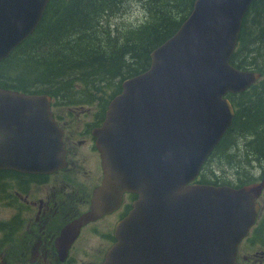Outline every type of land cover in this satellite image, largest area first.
Listing matches in <instances>:
<instances>
[{"label": "water", "instance_id": "1", "mask_svg": "<svg viewBox=\"0 0 264 264\" xmlns=\"http://www.w3.org/2000/svg\"><path fill=\"white\" fill-rule=\"evenodd\" d=\"M51 0H0V64L38 29ZM254 0H196L180 29L123 81L94 132L103 183L90 211L65 227L61 256L81 228L137 196L115 228L102 264H238L254 228L264 183H199L203 166L233 125L229 95L262 74L231 64ZM52 97L0 88V170L50 174L66 166Z\"/></svg>", "mask_w": 264, "mask_h": 264}, {"label": "trees", "instance_id": "2", "mask_svg": "<svg viewBox=\"0 0 264 264\" xmlns=\"http://www.w3.org/2000/svg\"><path fill=\"white\" fill-rule=\"evenodd\" d=\"M195 1L131 0L119 8L123 0H51L36 32L0 64V88L24 93H47L58 102V91L53 89V83L64 77L62 85L68 95L71 89L69 84L75 79L76 73L64 65L57 66L53 61L45 59L54 51L53 60L76 59L80 62L77 70L84 69L80 73L83 79L72 83V96L67 100L71 103H94V95L89 94V99L78 97L83 93L78 86L91 82L95 94L101 82L115 80L118 72L123 70L124 77L102 91L104 96L100 103L105 108L121 92L124 80L149 68L151 52L177 33L190 15ZM133 4H138L145 14V20L139 26L141 32L138 37L120 46L112 38L115 35L120 42V27L115 20L132 9ZM114 9L117 10L111 14L112 19L107 25L105 36L96 42L103 44V49L98 52L96 43L92 44L96 33V17L99 13ZM72 38V42L66 43L68 49L63 51L62 43ZM118 48L122 49L124 55L122 61H119V57L115 58L116 55H102L117 52ZM46 49L45 54L40 52ZM84 57L92 59L91 65L83 63ZM35 61H41V65L37 66ZM231 64L240 70L257 71L262 74V78L246 92L229 95L236 111L233 125L205 163L199 180L201 184L239 188L256 181L249 170L255 168L253 162L264 160V0H254L252 3L244 19ZM240 140H244L245 151H242ZM215 160H218V168L225 175H221L216 168L206 171L207 165ZM226 166L235 170L229 182Z\"/></svg>", "mask_w": 264, "mask_h": 264}, {"label": "flooded vegetation", "instance_id": "3", "mask_svg": "<svg viewBox=\"0 0 264 264\" xmlns=\"http://www.w3.org/2000/svg\"><path fill=\"white\" fill-rule=\"evenodd\" d=\"M99 102L96 104L101 109H93L89 114L93 120L88 122L79 118L78 112H54L68 149L65 168L49 175L0 170V214L11 216L0 224L3 258H13L15 264H53L54 260L57 264H102L116 244L115 228L129 216L137 200L130 193L123 195L119 208L84 225L66 256H61L58 243L64 228L90 211L94 190L104 180L94 132L102 126L108 106L104 108ZM258 164L259 173L253 183H264L262 160ZM258 204L260 211L254 227L260 232L264 229V190ZM109 219L112 221L108 222ZM83 238L86 246L82 249ZM250 238L251 234L242 244ZM91 242L97 244L90 245ZM240 248L238 264H249V258L241 256ZM255 256L261 258L259 264H264V252Z\"/></svg>", "mask_w": 264, "mask_h": 264}, {"label": "rangeland", "instance_id": "4", "mask_svg": "<svg viewBox=\"0 0 264 264\" xmlns=\"http://www.w3.org/2000/svg\"><path fill=\"white\" fill-rule=\"evenodd\" d=\"M131 0H123V2L120 4V7H123L127 2H129ZM117 9L114 10H110L107 11L105 13H99L96 17V22H95V35L92 41V44L95 45L96 42L100 41V39H102L105 36V30L107 29V25L108 23L111 21V14L112 12L116 11ZM104 19L103 23L102 20ZM145 20V14L144 12L139 8L138 4H133V8L132 9H128L126 11L125 15H122L121 17H119L118 19L115 20V23L118 25V27H120V29L118 30V34L120 35V42L119 39L117 38V36L112 35V38L114 40L115 43H117L118 45L122 46L121 44L126 43L127 41H133L135 40L136 37H138L139 32V26H141V24L144 22ZM73 38L70 40H67L66 42L62 43V49L63 51L68 49V46L66 43L68 42H72ZM96 48H98V52L99 50L103 49V44H99L96 43ZM121 48H118L117 52L111 51L109 54H102V55H106L108 57L111 56H115V58H118L119 61L123 60V53H121ZM47 49L44 51H40L43 52L44 54L46 53ZM97 52V54H99ZM52 53H54V51H51V53L45 57V59L47 60H51L53 61V63H55L57 66L59 65H64L69 71H74L76 74L73 76L75 79L69 84L70 92L67 95L65 93V88L63 87L62 83L64 84V77L62 79L56 80L58 82H54L53 83V89L58 91V98L61 101H67L71 98L72 96V83L83 79L82 77V71H84V69H79L77 70L78 64H80L79 60L76 59H63V60H53L52 59ZM79 56V55H78ZM29 59V57H28ZM36 59V58H34ZM91 60L89 57H84L82 59L83 63L86 65H91ZM35 64L37 66L41 65V61H35ZM119 74L115 76V80L113 81H108V82H101L100 83V87L95 91V94H93V90H92V84L91 82H85L86 85H82V87L78 86L79 89L83 91V93L79 94L78 97L80 98H88L89 99V94L94 95L93 97H95V101L94 103H90V102H80L79 104H72V105H66V106H59L57 99L53 98V104H55V108L53 109V111L57 114H62L65 112H78V117L81 118L83 121H92L93 118L90 117V112H93V109H97L100 110L101 107L100 105L96 104L97 100H103V96H104V92L103 89L104 88H110L112 87L116 81H118L119 78H123L124 74H123V70L121 69L119 72ZM85 79L87 77H84ZM88 78H92V77H88ZM60 83V84H59ZM60 86V87H59ZM62 86V87H61ZM57 87V88H56ZM59 88V89H58ZM81 91V92H82ZM92 100V98L90 99ZM98 102V101H97ZM100 103V102H99ZM101 104V103H100ZM65 120H62V122H64ZM244 140H240V144H242V151H245L244 149ZM218 160H215L214 162H212L211 164H208L206 167V171H210L212 168H216L219 170V172L221 173V175H225V173H223L220 170V167L218 168ZM263 165H264V160H262ZM254 165V169L249 170L255 178H257L258 173H259V164L258 162H253ZM226 174H228V176H226L228 178L227 182L232 181L233 177H234V173L235 170L233 168H229V166H226ZM11 218L10 215L6 214V213H1L0 214V224L5 223L6 221H8ZM112 220L109 219L108 222H111ZM102 223V222H100ZM100 223H98L97 225H99ZM257 228H255L256 230ZM254 230V229H253ZM251 232V238L246 240L241 248H240V254L242 257L246 256L248 257V261L249 264H259V260L261 259L260 257H256V254L259 253H263L264 252V229L263 231L259 232V229L257 231V234L254 237V233L255 230ZM261 233V234H260ZM0 239H1V229H0ZM85 238L82 239L81 241V247L83 249V246L85 248L86 243H84ZM86 242V241H85ZM90 245H96L97 242H91L89 243ZM264 259V258H263ZM10 263V264H15V261L13 258H3L1 251H0V264H6V263ZM53 264H57V261L54 260Z\"/></svg>", "mask_w": 264, "mask_h": 264}, {"label": "bare ground", "instance_id": "5", "mask_svg": "<svg viewBox=\"0 0 264 264\" xmlns=\"http://www.w3.org/2000/svg\"><path fill=\"white\" fill-rule=\"evenodd\" d=\"M78 33V32H77ZM82 33V32H81ZM76 35V34H75ZM78 35V34H77ZM76 39V38H75ZM92 77V76H91ZM60 84V83H59ZM60 87V86H59ZM62 87V86H61ZM57 88V87H56ZM59 89V88H58Z\"/></svg>", "mask_w": 264, "mask_h": 264}]
</instances>
